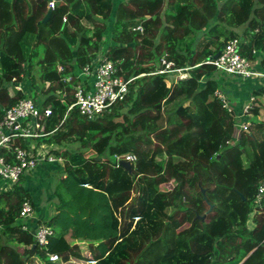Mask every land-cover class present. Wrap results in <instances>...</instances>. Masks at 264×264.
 Listing matches in <instances>:
<instances>
[{
    "label": "trees",
    "instance_id": "trees-1",
    "mask_svg": "<svg viewBox=\"0 0 264 264\" xmlns=\"http://www.w3.org/2000/svg\"><path fill=\"white\" fill-rule=\"evenodd\" d=\"M239 1L245 7L230 9L227 0H124L116 9L115 0H62L44 23L49 1L0 0V120L4 108L27 97L16 84L27 79L34 88L39 79L52 129L59 128L46 142L79 141L86 149L57 152L67 172L55 189L57 212L29 232L18 220L30 194L0 193V264L34 258L53 264L49 254L64 263L264 264V200L261 208L256 204L264 182V122L255 108L250 132L229 145L236 119L213 98L220 84L208 64L239 37L224 23L235 29L256 14L252 28L264 26V0ZM166 3L171 13L163 19ZM114 12L120 32L109 56L126 79L138 78L130 96L98 120L75 110L60 126L72 103L57 95L64 78L101 49ZM140 24L144 33L133 32ZM243 42L248 58L264 51V35ZM163 57L178 68L194 67L191 78L175 83L153 75ZM254 96L263 97L264 86ZM129 154L137 158L131 172L116 162ZM165 183L172 189L161 190ZM42 221L54 230L46 248L33 233Z\"/></svg>",
    "mask_w": 264,
    "mask_h": 264
},
{
    "label": "built area",
    "instance_id": "built-area-1",
    "mask_svg": "<svg viewBox=\"0 0 264 264\" xmlns=\"http://www.w3.org/2000/svg\"><path fill=\"white\" fill-rule=\"evenodd\" d=\"M57 2V0L49 1L48 9L55 10ZM64 22H67V18L64 19ZM133 32L143 34L144 26L142 24L138 25L133 28ZM242 42L239 37L228 40L224 49L220 52V56L209 61L208 64L213 65L221 73L264 83V72L256 69L253 60L243 55ZM111 48V46L106 48L101 46V49L95 53L89 64L77 68L74 74L64 78L66 86L57 95L62 98L63 103L69 104V99L72 103L68 105L60 126L75 110L88 121L98 120L115 105L124 103L130 96L131 86L138 78L126 79L120 73L119 61H113L109 56ZM192 70H194V67L178 68L174 62L163 57L161 59V69L153 75H165L178 83L190 79ZM13 81L15 82L16 79ZM25 81L17 83L15 89L27 93ZM29 85L32 86L31 83ZM36 90L37 92H43L39 85H36ZM46 98L47 95L45 94L38 101L26 97L12 107L3 109V118L0 120V184H19L26 174L37 170L44 162L49 164L66 163L63 156L56 154L54 145L45 143V140L59 129H52L53 110L51 107H44L43 103ZM213 98L221 103L223 109L234 116L236 119L235 132L237 134L250 132L254 126L250 118L254 117L253 110L257 107L256 97L252 96L249 99L241 115L235 114L227 95L220 89L215 91ZM120 161L130 162L133 165L137 158L131 154L116 156V162L120 163ZM12 189H14L13 186L10 187V190ZM5 191L6 188L0 187V193ZM263 200L264 182L261 184L257 195L256 204L259 208L262 207ZM24 220L26 223L22 222ZM19 221L22 230L25 232L30 230L29 225L40 221L36 217L32 201L28 198L21 205ZM46 222L42 221L35 229L34 234L37 245L41 248H46L49 245L50 238L54 235L53 228ZM48 256L50 262L66 264L57 254H49ZM77 263L95 264V262Z\"/></svg>",
    "mask_w": 264,
    "mask_h": 264
},
{
    "label": "crops",
    "instance_id": "crops-1",
    "mask_svg": "<svg viewBox=\"0 0 264 264\" xmlns=\"http://www.w3.org/2000/svg\"><path fill=\"white\" fill-rule=\"evenodd\" d=\"M168 4L169 3H166L163 7V19L166 18L165 13L169 14L170 9L168 8L167 10ZM172 5H174V2H171L169 6ZM114 14H116V12H114ZM114 14L112 16H115ZM255 20H258L256 14H254L253 18L249 20L248 23L242 28L233 29V31L237 32L238 36L242 37L245 43L251 42V38H253V36L264 35V26L260 25L257 29L252 28L253 22ZM262 22L263 21H261V23ZM113 31L114 27L110 28L109 26L107 32L115 33ZM196 46L197 44L194 47ZM263 58L264 51L255 49V56L253 55V57L250 59L253 60L254 67L256 69L264 72V68L261 64ZM210 76H212L213 79H217L218 84H220V90L227 95L236 115H241L243 113L244 107L247 105L249 99L254 96V92L264 86V83L262 82L242 79L233 75L221 73L219 71L210 74ZM170 80L172 81V78H170ZM203 84H205V78L203 79L202 85ZM168 86H171L169 82ZM256 100V108L260 109L258 119L260 118L263 120L262 122H264V96L256 97ZM185 106H188V103ZM241 135L234 132L233 138L229 142V145L232 146L235 143L239 142V140L241 139ZM65 164H49L47 162H44L38 167V169L45 171L44 174H48L51 180H55L56 177L53 175L55 173H57L59 175V179H61L62 177L65 178L67 176ZM38 169L36 171H38ZM36 171H34L33 173H35ZM51 180L49 181V183L46 184L48 188H45L50 193H45L43 188L41 187L39 189V184H36L34 182H29L26 186H24V189L30 194V200L34 205L36 217L40 220H49V218L53 217L57 212V204H59V200L57 198V195H55L56 186H53ZM7 186L8 184L6 183L0 184V187L6 188ZM72 262L74 261L72 260L66 264H71Z\"/></svg>",
    "mask_w": 264,
    "mask_h": 264
},
{
    "label": "rangeland",
    "instance_id": "rangeland-1",
    "mask_svg": "<svg viewBox=\"0 0 264 264\" xmlns=\"http://www.w3.org/2000/svg\"><path fill=\"white\" fill-rule=\"evenodd\" d=\"M122 1H124V0H116L115 2H116V4H115V6L116 7H118V5L122 2ZM228 1V3H229V7H230V9H232L233 7H234V5L236 4V3H239V5L241 6V7H245V5H243V3L241 4L240 3V1L239 0H235V4L233 3V2H231L230 0H227ZM116 11V10H115ZM114 14V13H113ZM115 16H112L111 18H110V24H109V26H110V28L111 27H114V31L113 32H115V24H116V21H117V14H114ZM162 16H163V13H162ZM254 16V15H253ZM253 16L249 19V20H251L252 18H253ZM248 20V21H249ZM248 21L245 23V24H243V25H241V26H239V27H237V28H235V29H240V28H242L244 25H246L247 23H248ZM223 26H225V28H226V31H229V33L231 32V31H233V29H230L228 26H227V24H225L224 23V25ZM172 30H173V28H172ZM120 31L118 30L117 32H115V33H109V32H107V39H106V42H104L103 44H102V47L103 48H106V47H109V46H111L112 48L113 47H115L117 44H116V42H115V35L116 34H118ZM233 32H235V31H233ZM236 34H237V32H235ZM167 34V33H166ZM166 34H164V35H166ZM163 35V36H164ZM239 37H241V36H239ZM162 40H166L164 37L162 38ZM197 43H195L194 44V46L196 45ZM38 67V66H37ZM35 71H36V73H35V75L37 76V78H39V72H38V68H35ZM25 84H26V94H27V97H30V98H32V99H34L35 101H38L39 99H41L42 98V95H43V92H37V90H36V86L34 87V88H32V86H30L29 85V83L28 82H26L25 81ZM35 84L36 85H39L40 86V80L39 79H37V80H35ZM28 94H31V95H29L28 96ZM258 119V118H257ZM256 119H255V117H251L250 118V121H251V123H254V121H255ZM258 120H260V121H263L262 119H258ZM52 136L53 135H51L49 138H47V139H50V138H52ZM46 139V140H47ZM71 139H73L74 140V137L73 138H71ZM46 140H45V143L47 144V145H54V149H55V152H56V154H57V152H59V153H61V152H63V151H68V152H72V153H75V152H77V151H79V152H85L86 151V149H83V148H81V143L79 142V141H75V142H73V143H71V141L69 142V141H64L62 144H56V143H54V144H49V143H47L46 142ZM56 156V155H55ZM64 164H65V162H64ZM47 166H49V165H47ZM36 171V170H35ZM48 171V170H47ZM34 172V171H33ZM30 173V174H26L23 178H22V180H21V182L19 183V184H10V183H8V186H13L14 187V189H12V190H10V187H6V191L5 192H14L16 189H18V188H24V186H26L27 185V183H29V182H34V183H36V184H39V189H40V187L41 188H43V190H44V192L45 193H50L49 191H47L45 188H48L47 187V183H49V181L51 180V178L48 176V174H44V172L45 171H43V170H40V169H38V171H36L35 173ZM56 178H55V180H51V182H52V184H53V186H56V188H57V186L59 185V175L57 174V173H55V174H53ZM29 176V177H28ZM28 177V178H27ZM27 178V179H26ZM172 187H173V183H165V184H163L160 188H161V190H165V191H169V190H171L172 189ZM136 195V194H135ZM33 204V203H32ZM34 206V205H33ZM20 218V217H19ZM18 222L20 223V221L18 220ZM23 223H26V221L24 220V221H22ZM22 229V228H21ZM23 231V230H22ZM27 232H29V231H27ZM33 233L35 234V229H34V231H33ZM24 248L25 247H22V248H20V250L19 251H21V252H23V250H24ZM32 261H33V263H32ZM74 262H72L71 264H78L77 262H79V261H76V260H73ZM30 263L29 264H43V261H41V260H37L36 258H34V259H32L31 261H29ZM27 264H28V261L26 262ZM53 263V262H52ZM82 263H87V262H82ZM53 264H57V263H53ZM58 264H60V263H58Z\"/></svg>",
    "mask_w": 264,
    "mask_h": 264
},
{
    "label": "water",
    "instance_id": "water-1",
    "mask_svg": "<svg viewBox=\"0 0 264 264\" xmlns=\"http://www.w3.org/2000/svg\"><path fill=\"white\" fill-rule=\"evenodd\" d=\"M47 1H51V0H47ZM57 1H58V2H61L62 0H57ZM51 15H52V11L49 10V12H48V14H47V16H46V18L44 19L43 22H44V23L47 22L48 19L51 17ZM219 56H220V52H219L217 55H215L213 59L215 60V59H217ZM119 164H120L121 166H123L125 169L129 170L130 172L132 171V167H133V165H132L130 162L120 161ZM211 210H212V208H211Z\"/></svg>",
    "mask_w": 264,
    "mask_h": 264
},
{
    "label": "clouds",
    "instance_id": "clouds-1",
    "mask_svg": "<svg viewBox=\"0 0 264 264\" xmlns=\"http://www.w3.org/2000/svg\"><path fill=\"white\" fill-rule=\"evenodd\" d=\"M126 162V161H125Z\"/></svg>",
    "mask_w": 264,
    "mask_h": 264
}]
</instances>
